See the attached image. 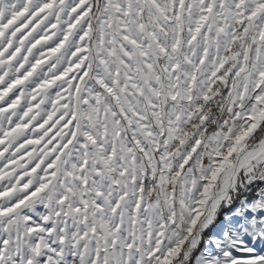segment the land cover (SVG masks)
<instances>
[{
    "label": "snow or ice",
    "instance_id": "6c2138e0",
    "mask_svg": "<svg viewBox=\"0 0 264 264\" xmlns=\"http://www.w3.org/2000/svg\"><path fill=\"white\" fill-rule=\"evenodd\" d=\"M0 264H264V0H0Z\"/></svg>",
    "mask_w": 264,
    "mask_h": 264
}]
</instances>
